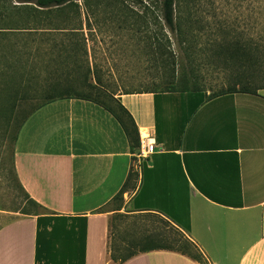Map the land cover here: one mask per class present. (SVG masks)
<instances>
[{
  "label": "crops",
  "instance_id": "crops-1",
  "mask_svg": "<svg viewBox=\"0 0 264 264\" xmlns=\"http://www.w3.org/2000/svg\"><path fill=\"white\" fill-rule=\"evenodd\" d=\"M210 95L117 93L140 139L155 144L141 162L122 124L93 100L35 111L18 135L15 168L46 212L0 228V264H202L170 249L115 261L117 221L137 214L179 228L205 264H264V87Z\"/></svg>",
  "mask_w": 264,
  "mask_h": 264
},
{
  "label": "trees",
  "instance_id": "trees-1",
  "mask_svg": "<svg viewBox=\"0 0 264 264\" xmlns=\"http://www.w3.org/2000/svg\"><path fill=\"white\" fill-rule=\"evenodd\" d=\"M15 1L19 3L0 0V137L8 139L10 173L20 196L30 205L20 206V202L17 210L27 215H40L32 210L40 208V204L27 193L18 178L13 144L28 118L42 106L71 97L93 100L122 124L133 151L136 153L139 149L140 134L134 117L116 98L117 90L110 88L97 73L89 57V41L98 29L101 32L100 19L103 21L121 13V17L125 16L123 22L133 27L137 25L134 34L140 35L145 47L153 49L151 51L158 56L162 72L160 80L146 91H205L195 76L191 78L184 70H179L180 62L172 49L174 37L189 62L196 64L197 51H200L197 37L204 24L194 11L200 0H161V15L157 16L159 25L154 34L150 31L147 15H140L127 0H85L84 5L79 0ZM254 2L255 13L264 17V0ZM134 17L140 20L133 21ZM258 37L260 39L252 46L239 41L214 44L217 58L235 61L242 73L249 72L237 74L239 80L235 86L230 85L210 97L238 91L257 92L262 88L250 86L251 80L261 72L264 34L260 33ZM22 103H27L28 108L19 112L17 108ZM123 192L124 188L116 195V201L122 199ZM161 219L176 231L177 236L170 244H148L128 253L123 252L122 246L114 240L112 258L123 262L139 252L170 249L205 264L198 246L179 228Z\"/></svg>",
  "mask_w": 264,
  "mask_h": 264
},
{
  "label": "rangeland",
  "instance_id": "rangeland-1",
  "mask_svg": "<svg viewBox=\"0 0 264 264\" xmlns=\"http://www.w3.org/2000/svg\"><path fill=\"white\" fill-rule=\"evenodd\" d=\"M84 2L85 0H79L81 5ZM127 4L134 7L140 15H147L150 31L153 34L157 32L161 0H127ZM196 5L194 11L201 19V24H204L197 37L200 51H197L196 64L189 62L190 59L181 51L174 37L172 49L179 59V70H184L191 78L195 76L206 93L213 95L230 85L235 86L239 80L237 74L246 75L249 72L242 73L235 61L217 58L214 44L218 41L224 44L239 41L252 46L253 42L260 39V33L264 34V17L255 13L257 9L254 0H200ZM121 16L118 13L116 17L104 18L103 21L100 19L98 24L101 32L98 29L89 41V57L97 73L117 93L142 91L160 80V60L151 51L153 49L145 47L140 35L134 34L137 25L133 27L123 22L125 16ZM132 19L137 20L136 17ZM261 61V72L251 80L250 86L253 88L264 87V53ZM26 108L28 104L22 103L17 111ZM15 145L14 143V159ZM9 147L7 137H0V227L17 217L27 215L17 210L20 202V206H30L20 196L21 192L10 173ZM32 210L46 212L43 208L34 207ZM117 223L116 231L120 233H116L115 243L122 246L123 252L140 250L148 244H170L174 236H177L173 227H168L161 218L154 215H131L125 219L120 218ZM41 236L43 237V231Z\"/></svg>",
  "mask_w": 264,
  "mask_h": 264
},
{
  "label": "built area",
  "instance_id": "built-area-1",
  "mask_svg": "<svg viewBox=\"0 0 264 264\" xmlns=\"http://www.w3.org/2000/svg\"><path fill=\"white\" fill-rule=\"evenodd\" d=\"M156 151L155 144L147 143L143 138L140 139L139 149L135 154L138 162L150 157Z\"/></svg>",
  "mask_w": 264,
  "mask_h": 264
}]
</instances>
